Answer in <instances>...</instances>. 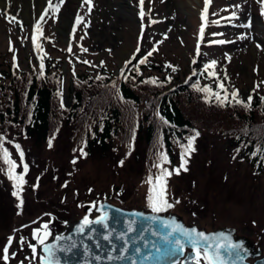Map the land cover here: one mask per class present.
Instances as JSON below:
<instances>
[{"label":"rangeland","instance_id":"obj_1","mask_svg":"<svg viewBox=\"0 0 264 264\" xmlns=\"http://www.w3.org/2000/svg\"><path fill=\"white\" fill-rule=\"evenodd\" d=\"M25 1L0 0V70L5 74L24 73L31 71V67L38 70L41 61L56 63L54 69L62 78L57 101L64 107L72 104V73L98 74L105 69L112 72L113 80H118L128 63L135 60L142 65L140 70L145 79L136 89L138 103L119 102L123 126L111 150L105 154L82 155L77 143L85 136L76 133L71 141L70 129H61L48 140L37 141L14 132L8 137L4 147L17 163L15 171L22 173L23 168L14 145L20 146L23 163L28 166L20 193L23 204L18 208L19 201L12 195L13 183L0 161V249L11 236L9 253L16 254L15 257L10 255L8 264H39L38 259L32 258L29 247V244L36 245L39 253L33 231H43V225L47 224L49 240L79 218H94L95 209L84 211L88 202L95 207L106 200L124 209L151 212L146 199L149 188L146 180L149 175L155 177L159 173L153 165L159 163L160 153H166L161 134L156 133L150 143H145L143 129L151 123L162 133L173 131L169 123L155 114L157 91L183 85L203 68L208 79L203 82L208 83L207 87L213 92L223 96L224 92L217 88L218 84H223L229 100L230 93L237 91L238 99L246 102L251 95V104L264 106L261 101L264 97V16L257 0H211L204 21L200 18L204 0H144L143 20L140 0H124L123 6L120 0H109L102 17L99 9L96 12L97 0H91V11L89 5L81 7L82 1L72 9L64 0L58 13L53 14L49 9L44 16L40 30L35 33L38 49L32 43L33 28L49 1L44 4L41 0V8L38 0ZM52 3L55 5L59 0ZM67 12L69 17L65 18ZM232 13H235L234 18ZM77 14L83 21L73 34ZM201 23L205 24L203 39L199 33ZM218 40L226 43H212ZM141 59L146 62L140 64ZM211 61H215V65L206 69L205 65ZM152 77L159 80L158 88H155L156 83H146ZM25 84L22 82L18 88L23 114L28 111L23 98ZM194 91L197 93L196 89ZM197 94L184 91L176 99L187 115L196 112L208 119L209 126H202L191 118L190 134L172 144L170 155L167 154L169 162L162 165L169 171L179 167L182 145H186L195 132L199 133L193 143L195 150L185 157L187 171L181 169L178 175L173 172L167 177V199L174 206L161 213L176 214L185 224L206 231L230 229L235 238H243L250 249L263 255L264 170L258 171L256 165L229 142L250 123L239 122L245 120L248 113L238 106L200 103ZM208 99L216 100L210 94ZM93 102L85 100L78 120L83 119V111L87 115L88 109L95 106ZM259 118L264 119V116L259 114L257 120ZM56 120L53 119V128H58ZM134 121L141 122L142 128L135 150L129 153L127 135L134 128ZM258 129L253 121L249 137L262 141L264 131ZM7 132L10 133V129ZM75 144L76 149L72 148Z\"/></svg>","mask_w":264,"mask_h":264},{"label":"trees","instance_id":"obj_2","mask_svg":"<svg viewBox=\"0 0 264 264\" xmlns=\"http://www.w3.org/2000/svg\"><path fill=\"white\" fill-rule=\"evenodd\" d=\"M44 59L46 60V58ZM43 64V75L40 74V69L36 70L32 67L31 71H25L24 73L11 72L5 74L4 71L0 70V136L5 138L4 144H6L5 142L12 132L16 135L23 134L27 137H33L35 140L40 141L51 139V136L61 129L63 131L70 129L71 141L74 140L76 133L85 136L82 137L80 143H77L80 145L78 148L81 147L82 152L85 153V157L98 152L105 154L110 151L114 138L118 136L119 129L123 126L119 102H139L136 89L142 86L141 84L144 83L145 79V75L140 70L142 65L136 64L135 60L130 61L118 80H113L112 72L105 69L100 70L98 74L72 73V104L69 107H64L59 105L57 101L60 99L59 89L62 78L60 73L54 69L56 63L52 64L44 61ZM205 77V69L200 68L199 72L189 77L187 83L173 89L156 92V95H154V101L157 102L154 108L155 114L159 119L163 117V120L169 123L173 131L168 132L166 130L162 133L158 126L148 123L143 129V141L145 143H150L156 133L157 135L161 134L165 153L169 156L172 144H177L179 140L183 139V135L190 134L189 132L192 129L191 118L198 120L202 126H209L206 117L193 111L191 117L187 115L185 110L181 108L179 100L176 99L181 92L186 91L190 94L198 93L200 103L220 106L216 100L208 99V102H205L204 92L197 91L196 93L194 91L193 85L195 83L199 88L207 86L208 83L203 82L207 79ZM153 78L155 79V77ZM24 81L26 84L23 98H25V106L28 108L26 114H23V102L18 93L19 85ZM156 81L155 88H158L159 80ZM86 99L93 100L96 104L91 110L88 109L87 115L83 111V119L78 120ZM94 102L92 105H94ZM225 106L240 107L248 114L245 115V120H239V122L243 124L250 122L242 131H238L234 135V139L232 138L229 141L230 145L241 150L243 157L255 164L258 171L264 170V158L257 151L258 148L264 145V140L259 141L254 137H249L253 121L256 122V129L259 128L258 130L264 131V119L259 118L257 120L259 114L260 117L264 116V106L251 104L247 110L234 103H228ZM54 118L57 119L55 122L58 124V128H53ZM135 122L133 123L134 128L130 129L127 135L129 153L135 150L136 143L140 138L138 133L142 128L141 122ZM13 128L18 129V131H14ZM7 129H10V133L7 132ZM228 130L232 131L231 128ZM77 144L72 145V148L75 147L76 149ZM253 153H256V155H253Z\"/></svg>","mask_w":264,"mask_h":264},{"label":"snow or ice","instance_id":"obj_3","mask_svg":"<svg viewBox=\"0 0 264 264\" xmlns=\"http://www.w3.org/2000/svg\"><path fill=\"white\" fill-rule=\"evenodd\" d=\"M64 0H59V3L53 5L52 0H49L48 8L44 10V13L41 14L40 19L36 21V24L33 28V36H32V43L34 47H37V39L35 33L40 30L41 22L44 20V16L47 15L49 9L53 12V14L58 13V10L60 6L63 4ZM211 0H204V9L201 11L200 18L201 21H204L206 18V13L208 11L209 5ZM257 2L261 5V15L264 16V0H257ZM144 0H140V17L143 20L145 16V12L143 9ZM85 5H89V11H91V0H82L81 7H84ZM232 17H235V13H232ZM11 20H15V17H10ZM83 18L77 14L75 24L72 26L73 34L75 33L76 26L82 23ZM215 23V22H214ZM245 27H249L250 25H244ZM143 28V25H142ZM205 31V24L201 23L199 33L201 39H203ZM217 35V34H214ZM212 43H219L223 44L226 43L225 40H218V41H212ZM259 47V45H257ZM11 50V49H10ZM68 51H71V46H69ZM86 51V49H85ZM137 51H139V48H137ZM153 51H156L154 48ZM152 53L149 52L148 55L150 56ZM197 54H199V42L197 44ZM15 57H13L14 66H15ZM140 64H144L146 61L144 59H141ZM84 63H87V61H84ZM215 61H211L210 64L205 65V68H211L215 65ZM171 67V65H168ZM176 69L173 67V71ZM123 71V70H122ZM44 73V64L41 61L40 64V74L43 75ZM213 77L215 76V73H210ZM99 79V77H98ZM147 83H157V81L153 78L149 81H146ZM115 87V85H113ZM259 87V85H257ZM193 88L196 89L198 92H204L205 95V102H208V95L215 96V99L217 103L220 106H225L228 103H234L237 105L242 106L246 110L250 108L252 96L250 95L248 97V100L245 102L243 100L238 99V92L232 91L230 93L231 100H229V93L224 89L223 84H218L217 88L220 89L221 92H224V95L221 96L220 92H213L210 88L207 86L203 88H199L196 85H193ZM261 101L264 102V97H261ZM159 115V113H157ZM163 120V117H160ZM164 123H167V121H164ZM199 133L195 132L194 136H190L187 140L186 145H182V154H181V162L178 168L173 169L172 171H169L166 168H163L162 165L164 163H168L167 155L164 153H160L158 156L159 163L153 165L159 170V173L153 177L152 175H149L146 183L149 185L148 193H147V205L150 208L152 213L159 214L162 211H166L167 209L172 208L174 205L170 203L167 199V177L171 176L173 172L175 174H179L180 170L183 169L184 171H187L186 163L187 160L185 159L186 155L190 154V152L194 151L193 143L198 136ZM4 137L0 136V161L3 162V164L6 166V175L8 176L9 180L13 183V192L12 195L17 198L19 203L17 204V207L20 208L23 204V200L21 199L20 193L22 191L23 185L25 183V174L28 171L27 164L23 163V152L20 151V146L14 145V147L17 149V152L20 156L21 165L23 168L22 173H17L15 170L17 168V163L11 159L10 153L7 148L4 147ZM51 140L49 141V147H51ZM258 152L261 153L262 158H264V145H262L260 148L257 149ZM82 155H85V153H81ZM253 155H256V153H253ZM121 165L123 164V161L120 162ZM176 203H179V201H176ZM137 216H142V214H136ZM153 220L156 219L155 216L152 217ZM107 215L104 214L97 218L96 220H89L88 216H84L82 219V222L80 223L79 227L77 228L78 233H83L85 228L89 227L91 224H98L102 225L105 230L106 234L103 235L102 239L105 241L110 242V238L112 237L113 233L111 231H107L108 225L106 223ZM136 223V219L134 218L131 221H128L126 224V232L120 233L116 236V239L123 241L122 246L119 248V254L120 257L125 256V254L129 251V241L125 239L126 235L128 233H132L135 231L133 228V224ZM161 227L164 229L163 233L151 229H146L147 231H151V235L154 237H157L160 241L161 246H157L155 243L152 245V249H154L157 253H163L165 255H174L179 254L181 256H184L185 250L190 249V255L186 257L188 261L191 262V264H226L225 261V253H227L228 256L236 257L238 260L242 259L243 255H246V249L243 247L242 242H234L231 239L230 234L225 233H218V234H205L203 232L198 231L195 228L192 229H186L179 223L173 222L172 224H169L167 221L161 220L160 222ZM33 238L37 241L38 245L41 246V253L37 252V246L33 244H29V247L32 250V258L38 259L39 264H60L59 258L57 256L58 252L67 253L71 251L73 248L76 247L75 241L71 239V237H56L57 241L60 240H67L69 243L58 245L57 243H47L48 237L50 235L48 231V225H43V231L37 229L33 231ZM91 239V235L88 237ZM13 242V237H8L6 243L3 245L2 249H0V260L3 261V264H8V261L10 259V255L12 257H15V253H9V249L11 247V244ZM135 243V241H133ZM145 247H148L147 243H145ZM113 250H115V246H113ZM135 255L141 256L142 250L140 247H135L133 250ZM85 254H87V246H85ZM118 259L119 257H113L111 253L108 255V259ZM151 258V254L142 255V260L147 261ZM95 259L99 260L100 257L97 256ZM23 264V262H21ZM132 264H136V261L133 260Z\"/></svg>","mask_w":264,"mask_h":264},{"label":"water","instance_id":"obj_4","mask_svg":"<svg viewBox=\"0 0 264 264\" xmlns=\"http://www.w3.org/2000/svg\"><path fill=\"white\" fill-rule=\"evenodd\" d=\"M92 208L93 205L91 203L85 205V211H89ZM96 209L99 212V215L92 220H96L104 214L107 215V231L113 233L110 242L102 239L103 235L106 234V230L102 225L91 224L89 227L85 228L82 234L78 233L77 228L82 222V218H79L70 224L71 226L69 229L60 231L47 240V243H57L58 245L69 243L67 240L57 241L56 237L58 236L71 237V239L75 241L76 247L71 251L67 253H57L60 264H132L133 260L136 261V264H176L180 260L181 264H191V262L186 259V257L190 255V249L186 248L184 256L179 254L165 255L162 252L157 253L152 249L154 243L158 247L161 246V244L158 238L152 236L151 231H147L146 229L163 233L164 229L159 223L161 220L167 221L169 224H172L173 222L179 223L186 229L195 228L198 231L209 235L218 233L230 234L231 239L234 242H242L247 254L243 255L242 259L238 260L236 257L228 256L227 253H225L226 264H264V254L260 255L258 250L253 251L250 249L243 238H235L233 231L230 229L220 228L206 231L195 225L185 224L176 214H155L137 209H124L109 201L99 202L96 205ZM136 214H142V216H137ZM153 216L156 217L155 220L152 219ZM134 218L136 219V223L133 224L135 231L128 233L125 237V239L129 241V251L125 256L120 257L119 248L122 246L123 241L116 239V236L120 233L126 232L127 222ZM89 235H91V239L88 238ZM133 241H135V243H133ZM145 243H147L148 247H145ZM85 246H87V254H85ZM113 246H115V250H113ZM137 246L142 250L141 256L135 255L132 251ZM39 251L41 253V246H39ZM110 253L113 257L119 258L109 260L108 255ZM149 253L151 254V258L147 261L142 260V255H147ZM97 256L100 257L99 260L95 259ZM248 258H252L253 261H248Z\"/></svg>","mask_w":264,"mask_h":264},{"label":"bare ground","instance_id":"obj_5","mask_svg":"<svg viewBox=\"0 0 264 264\" xmlns=\"http://www.w3.org/2000/svg\"><path fill=\"white\" fill-rule=\"evenodd\" d=\"M12 1H14V0H12ZM25 1V0H24ZM29 1V0H28ZM41 0H38V7L39 8H41L42 6H43V4H42V2H40ZM47 1H49V0H44V4L47 2ZM81 1L82 0H66V5L67 6H69L70 8L72 7V9H75V5L74 4H80L81 3ZM108 1L109 0H97V3H96V12L98 11V9H99V13H100V16L102 17V14L103 13H105L104 12V10H105V7L107 6V4H108ZM16 2V1H15ZM29 2H31V3H35V2H37V0H30ZM122 6L126 3L124 0H120V1H118ZM25 3H26V1H25ZM65 5V6H66ZM78 7H79V5H78ZM106 10H107V8H106ZM27 11H28V9H27ZM66 11V10H65ZM65 18H68L69 17V12H67L66 13V15L64 16ZM96 18H98L97 16H96ZM107 28V27H106ZM105 31V30H104ZM98 35V34H97ZM71 225H68V228L67 229H69V227H70Z\"/></svg>","mask_w":264,"mask_h":264}]
</instances>
